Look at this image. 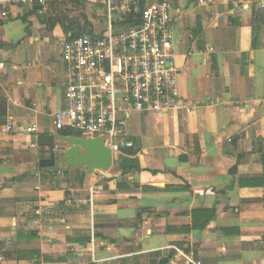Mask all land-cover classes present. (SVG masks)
<instances>
[{
    "label": "crops",
    "instance_id": "obj_1",
    "mask_svg": "<svg viewBox=\"0 0 264 264\" xmlns=\"http://www.w3.org/2000/svg\"><path fill=\"white\" fill-rule=\"evenodd\" d=\"M122 1L127 9L135 0ZM161 1L183 9L174 51L193 109L121 111L142 169L127 175L116 165L124 152L107 173L61 174L40 165L50 151L34 141L63 135L53 125L65 107L62 51L70 36L105 30L106 4L0 16V264H264V0L143 7Z\"/></svg>",
    "mask_w": 264,
    "mask_h": 264
},
{
    "label": "built area",
    "instance_id": "obj_2",
    "mask_svg": "<svg viewBox=\"0 0 264 264\" xmlns=\"http://www.w3.org/2000/svg\"><path fill=\"white\" fill-rule=\"evenodd\" d=\"M70 1L89 0H0V16L7 18L16 7H34L44 15L51 4ZM100 1L107 6L105 30L70 36L64 45L62 59L68 72L65 107L54 114L53 125L59 133L74 131L82 138L104 136L115 157L134 147L119 125L121 111L126 116L131 112L167 115L193 108L182 100L174 51L175 24L183 9L166 1L142 9L139 1L127 9L122 0ZM132 10L141 16L140 23L121 25ZM4 128L12 132L13 120ZM27 132L35 135L37 128ZM183 264L201 263L186 258Z\"/></svg>",
    "mask_w": 264,
    "mask_h": 264
},
{
    "label": "water",
    "instance_id": "obj_3",
    "mask_svg": "<svg viewBox=\"0 0 264 264\" xmlns=\"http://www.w3.org/2000/svg\"><path fill=\"white\" fill-rule=\"evenodd\" d=\"M105 137H74L66 135H40L34 139L39 147L48 148L50 157L40 162L44 167H59V173L66 174L81 169L90 174L107 173L114 166V157L105 145ZM61 153V154H58ZM168 264L167 259L162 260Z\"/></svg>",
    "mask_w": 264,
    "mask_h": 264
},
{
    "label": "trees",
    "instance_id": "obj_4",
    "mask_svg": "<svg viewBox=\"0 0 264 264\" xmlns=\"http://www.w3.org/2000/svg\"><path fill=\"white\" fill-rule=\"evenodd\" d=\"M135 1H139L140 2V6L141 9L144 8L143 5L145 3L146 0H135ZM140 19L141 16L137 15L134 10H132L129 14H127L123 20V22H121V25L123 26H131V25H138V23H140ZM88 33H92L91 31ZM87 34V33H85ZM83 33V35H85ZM82 34L78 35V36H73V37H81L83 36ZM6 119H7V102L5 99L0 98V127L4 126L6 123ZM60 134L63 135H74V136H78L81 137L82 135L78 132H74V131H66V132H61ZM134 151L131 149L130 150H125L124 151V155L121 156L118 161L116 162L117 168L118 170H120L122 172L123 175H127L129 173H140L142 172V169L139 165V162L133 158H131V156L134 155ZM263 163H264V156L262 157ZM78 172H81L78 170ZM83 175V174H81Z\"/></svg>",
    "mask_w": 264,
    "mask_h": 264
},
{
    "label": "rangeland",
    "instance_id": "obj_5",
    "mask_svg": "<svg viewBox=\"0 0 264 264\" xmlns=\"http://www.w3.org/2000/svg\"><path fill=\"white\" fill-rule=\"evenodd\" d=\"M116 166V165H115ZM113 170H115V167H114V169Z\"/></svg>",
    "mask_w": 264,
    "mask_h": 264
}]
</instances>
